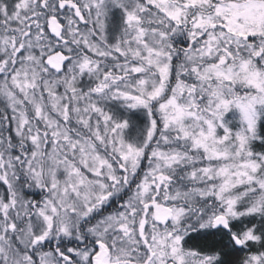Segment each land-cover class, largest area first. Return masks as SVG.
Listing matches in <instances>:
<instances>
[{
  "label": "snow or ice",
  "instance_id": "snow-or-ice-1",
  "mask_svg": "<svg viewBox=\"0 0 264 264\" xmlns=\"http://www.w3.org/2000/svg\"><path fill=\"white\" fill-rule=\"evenodd\" d=\"M0 264H264V0H0Z\"/></svg>",
  "mask_w": 264,
  "mask_h": 264
}]
</instances>
